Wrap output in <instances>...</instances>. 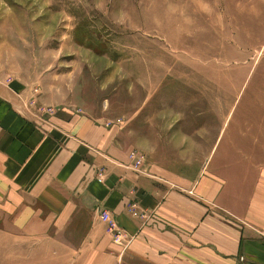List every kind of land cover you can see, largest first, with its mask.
Listing matches in <instances>:
<instances>
[{
	"label": "rangeland",
	"instance_id": "obj_1",
	"mask_svg": "<svg viewBox=\"0 0 264 264\" xmlns=\"http://www.w3.org/2000/svg\"><path fill=\"white\" fill-rule=\"evenodd\" d=\"M0 81L40 117L82 114L133 134L138 168L178 167L193 184L234 144L261 155L240 160L264 173V142L249 141L264 138V0H0ZM20 237L0 223V264H64Z\"/></svg>",
	"mask_w": 264,
	"mask_h": 264
},
{
	"label": "crops",
	"instance_id": "obj_2",
	"mask_svg": "<svg viewBox=\"0 0 264 264\" xmlns=\"http://www.w3.org/2000/svg\"><path fill=\"white\" fill-rule=\"evenodd\" d=\"M19 93L0 81V223L21 239L64 264H264V173L240 160L261 155L229 144V163L193 184L164 163L135 171L133 134L82 114L40 117ZM257 136L249 141L264 142ZM99 210L131 237L127 249Z\"/></svg>",
	"mask_w": 264,
	"mask_h": 264
},
{
	"label": "built area",
	"instance_id": "obj_3",
	"mask_svg": "<svg viewBox=\"0 0 264 264\" xmlns=\"http://www.w3.org/2000/svg\"><path fill=\"white\" fill-rule=\"evenodd\" d=\"M131 160L133 161V168L136 169L138 168V166L141 165V161L139 158L136 157L135 154H132L130 156ZM99 219L104 222L105 224H109L110 223V219H109V214L106 210H99L98 213ZM115 226L113 224H110V227L107 228V232L109 234H111L114 237V230H115ZM118 235H116V240L119 242L121 239L125 240L124 244H123V250L126 249V247L130 244L131 239L122 231V233L117 232ZM122 237V238H121Z\"/></svg>",
	"mask_w": 264,
	"mask_h": 264
}]
</instances>
